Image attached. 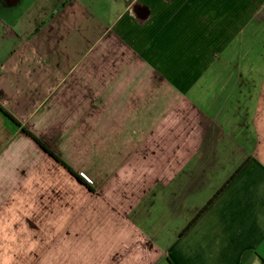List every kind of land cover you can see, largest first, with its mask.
I'll return each instance as SVG.
<instances>
[{
  "label": "crops",
  "instance_id": "crops-1",
  "mask_svg": "<svg viewBox=\"0 0 264 264\" xmlns=\"http://www.w3.org/2000/svg\"><path fill=\"white\" fill-rule=\"evenodd\" d=\"M0 42V264H264V0H0Z\"/></svg>",
  "mask_w": 264,
  "mask_h": 264
},
{
  "label": "trees",
  "instance_id": "trees-1",
  "mask_svg": "<svg viewBox=\"0 0 264 264\" xmlns=\"http://www.w3.org/2000/svg\"><path fill=\"white\" fill-rule=\"evenodd\" d=\"M0 110L8 117L10 118L14 123L20 125V123L16 120L15 117L12 116L11 113H9L6 109H4L1 105H0ZM25 131L27 133H29L43 148H45L48 153L54 157L56 160L60 161L65 167H67V169L71 172V174H73L75 177H77L79 180L84 182V178L78 174L76 171H74L70 166H68V164H66L63 160L60 159L59 156H57L53 150H51L41 139H39L35 134H33L31 131H29L28 129L25 128Z\"/></svg>",
  "mask_w": 264,
  "mask_h": 264
},
{
  "label": "rangeland",
  "instance_id": "rangeland-1",
  "mask_svg": "<svg viewBox=\"0 0 264 264\" xmlns=\"http://www.w3.org/2000/svg\"><path fill=\"white\" fill-rule=\"evenodd\" d=\"M21 14H22V11H21V10H17L16 12H13V17H14V19L20 17ZM9 20H10V19H9ZM0 43H1V42H0ZM0 46H1V44H0Z\"/></svg>",
  "mask_w": 264,
  "mask_h": 264
}]
</instances>
